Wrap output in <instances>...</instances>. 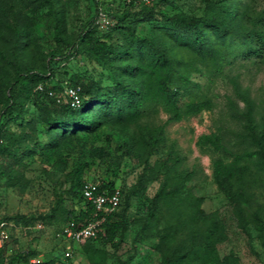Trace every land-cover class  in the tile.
<instances>
[{
    "label": "trees",
    "instance_id": "obj_1",
    "mask_svg": "<svg viewBox=\"0 0 264 264\" xmlns=\"http://www.w3.org/2000/svg\"><path fill=\"white\" fill-rule=\"evenodd\" d=\"M116 1L118 4L113 8L107 0L101 3L112 24L106 30H99L94 24L98 4L92 0L91 19L70 39L65 35L55 0H0V38L5 35L3 29L10 35L7 45H0V88L4 91L0 102L8 120L23 118L29 105L39 108L41 121L51 135V147L63 140L76 139L80 134H90L100 127L134 124L137 127L135 139L148 157L163 142L165 123L181 121L211 107L208 100L181 102L183 95H191L200 88L192 79L193 72H202L203 68L219 71L225 61H231L228 55L246 60L264 57V8L251 12L250 3L241 0H200L202 13L191 15L167 12L165 9L173 7L175 0ZM41 10H47L51 15L55 46L48 54V61L42 63L43 67L33 70L24 65L22 53L33 39H37L35 15ZM144 25L148 31L139 32ZM183 50L189 57L180 55ZM81 53L94 58L112 82L102 85L77 75L69 76L70 84L81 87V104L71 107L66 97L58 96L63 81L59 77V66ZM231 82L236 96L244 103V109L240 111L229 101L232 115L242 123L238 136L244 147L241 150L228 148L217 132L200 135L198 143L228 154L229 160L212 159V180L232 207L238 226L249 235L248 215L260 230L264 229L260 210L250 209L255 189L259 184L264 185V127H258L254 101L248 91L242 89L236 79ZM39 84L43 85L44 91L36 89ZM48 89L54 94L48 95ZM159 106L168 114L166 122L157 125L139 123ZM1 135L0 132V139ZM85 166V162L79 163L68 172V188L54 193L51 211L39 215L41 220L61 219L80 227L93 218L94 207L82 194ZM164 175L165 180L149 205L155 208L161 203L169 204L177 216L174 224H169L158 234L159 242L154 245L161 253L160 264H181L191 255L199 259L197 264H241L233 252L222 256L218 253V246L228 239L220 212L204 211L201 207L203 198L185 190L193 172H187L176 184L168 179V171ZM0 177L5 178L8 187L23 188L27 183L23 174L15 169L0 170ZM97 184L100 189L109 191L115 187L110 181ZM120 189L119 206L136 193L134 188L126 192ZM66 199L71 202L68 207L64 204ZM187 201L189 207L181 209ZM8 219L27 223L33 217L16 215ZM102 227L103 233L86 239L88 245L83 251L87 256L97 250L94 244L98 241L114 245L115 238L126 230L127 224L117 219L115 210L106 216ZM30 257L27 252L7 255L6 247L0 243V264H29ZM55 262L50 259L33 264Z\"/></svg>",
    "mask_w": 264,
    "mask_h": 264
},
{
    "label": "rangeland",
    "instance_id": "obj_2",
    "mask_svg": "<svg viewBox=\"0 0 264 264\" xmlns=\"http://www.w3.org/2000/svg\"><path fill=\"white\" fill-rule=\"evenodd\" d=\"M55 1L62 15L65 35L73 39L81 26L91 19L93 2ZM241 1L250 3L251 12L264 8V0ZM107 2L112 8L118 4L116 0ZM165 10L199 15L203 4L200 0H175V5ZM35 17L37 39H33L22 53V61L27 67L39 70L43 67L42 63L48 61L55 42L48 11L41 10ZM3 31L5 35L0 38L1 46L7 45L10 36L6 30ZM147 31L145 25L139 28L141 33ZM180 55L189 57L184 50ZM228 58L231 61H225L219 71L210 67L192 73V79L199 83L200 88L191 95H183L181 102L208 100L211 107L181 121L165 123L164 140L148 157L135 139L137 127L134 124L100 127L90 134H80L76 139L63 140L56 147H51V135L41 121L39 108L29 105L27 114L13 121L2 113L3 104L0 102V170H18L27 180L23 188L8 187L5 178L0 177V231L5 230L4 237L0 235V243L6 247V254L27 252L31 254L30 262L33 263L52 259L55 264H160L161 253L154 245L159 242L158 234L169 224H174L177 215L169 204L161 203L151 208L150 199L163 184L165 172H169L170 182L176 184L192 171L185 190L203 198L201 207L204 211L218 210L228 230V239L218 246L219 255L233 252L241 264H264V229L260 230L248 215L249 235L245 234L238 226L232 207L212 180V159L229 160L228 154L198 143L200 135L217 132L228 148L241 150L244 147L238 136L242 123L232 115L229 105L231 100L240 111L244 109V103L235 94L231 82L233 78L248 91L254 101L258 127H264V57L246 60L241 57L233 59L228 55ZM62 64L64 66H59L62 84L69 82V76L75 75L102 85L112 82L108 73L86 53ZM3 92L0 88L1 97ZM167 118L165 109L159 106L154 107L139 123L163 124ZM82 162L86 164L83 170L85 181H110L124 192L136 189V193L127 202L123 200L116 209L117 219L127 224L126 230L115 238L114 245L96 242L94 246L97 250L88 256L83 251L88 240L73 242L59 235L68 223L61 219L48 222L38 217L50 213L55 202L54 193L68 188V172ZM64 204L68 207L71 202L66 199ZM188 207L187 201L181 209ZM250 209L260 210L264 218V185L259 184L255 189ZM16 215L33 219L27 223L8 219ZM66 251L71 253L69 258L64 256ZM198 260L191 255L181 264H197Z\"/></svg>",
    "mask_w": 264,
    "mask_h": 264
},
{
    "label": "built area",
    "instance_id": "obj_3",
    "mask_svg": "<svg viewBox=\"0 0 264 264\" xmlns=\"http://www.w3.org/2000/svg\"><path fill=\"white\" fill-rule=\"evenodd\" d=\"M103 1L105 0H95L98 6L94 24L99 30H106L112 24V19L108 11L101 5ZM151 1L153 0H142L144 3H149ZM36 89L38 91H44V87L41 84H39ZM47 92L48 95L54 94L51 89H48ZM61 95L67 98L71 107H78L81 104V87L79 85H72L69 82L63 83L62 90L58 93V96ZM82 194L86 200L91 202L95 212L93 218L85 225L74 227L73 224L70 223L61 230L59 235L73 242H81L88 238H95L99 233H103L102 224L106 216L118 208L122 192L118 186H115L109 191L107 189H100L97 182L85 181ZM0 233L1 237H4L5 230H1ZM64 256L70 257L71 253L66 251ZM29 264H33V262Z\"/></svg>",
    "mask_w": 264,
    "mask_h": 264
}]
</instances>
